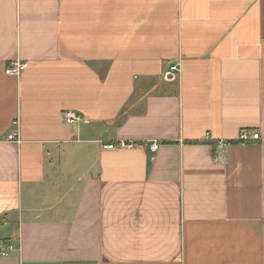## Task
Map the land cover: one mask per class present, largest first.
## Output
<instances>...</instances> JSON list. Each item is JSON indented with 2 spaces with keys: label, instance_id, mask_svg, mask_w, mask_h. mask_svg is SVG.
<instances>
[{
  "label": "crops",
  "instance_id": "obj_1",
  "mask_svg": "<svg viewBox=\"0 0 264 264\" xmlns=\"http://www.w3.org/2000/svg\"><path fill=\"white\" fill-rule=\"evenodd\" d=\"M0 241V264H264V0H0Z\"/></svg>",
  "mask_w": 264,
  "mask_h": 264
},
{
  "label": "built area",
  "instance_id": "obj_2",
  "mask_svg": "<svg viewBox=\"0 0 264 264\" xmlns=\"http://www.w3.org/2000/svg\"><path fill=\"white\" fill-rule=\"evenodd\" d=\"M26 67V64L21 63V62H17V61H11L8 62V65L5 69V74L9 75V76H18ZM177 67L176 66H170L167 69L166 72V77L167 76H172L173 72H177ZM64 119L68 122V123H74V122H78L82 120V117L74 112H65L64 113ZM15 132L12 131L10 132L7 137L6 140L8 142H12L15 141ZM260 140V136L257 132H250L248 130H243L239 133V135L237 136L236 141L241 142V143H248V142H255V141H259ZM226 144L224 142H218V144L216 145L218 150H221L223 148V146H225ZM118 148H132V144L131 143H126V142H119V144L117 145ZM151 151L155 152L158 149V144H152V146H150ZM16 251V247L10 243V242H6V241H0V255L1 256H6L12 252Z\"/></svg>",
  "mask_w": 264,
  "mask_h": 264
},
{
  "label": "rangeland",
  "instance_id": "obj_3",
  "mask_svg": "<svg viewBox=\"0 0 264 264\" xmlns=\"http://www.w3.org/2000/svg\"><path fill=\"white\" fill-rule=\"evenodd\" d=\"M1 233H5L4 231H2Z\"/></svg>",
  "mask_w": 264,
  "mask_h": 264
}]
</instances>
